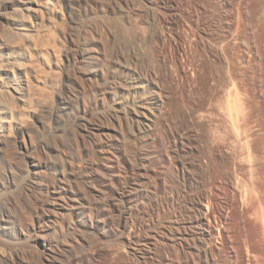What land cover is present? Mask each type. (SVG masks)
Listing matches in <instances>:
<instances>
[{"label": "bare ground", "instance_id": "1", "mask_svg": "<svg viewBox=\"0 0 264 264\" xmlns=\"http://www.w3.org/2000/svg\"><path fill=\"white\" fill-rule=\"evenodd\" d=\"M25 8L33 79L0 99L22 131L0 118V150L52 171H0V264H264V0ZM60 39L75 82L46 108Z\"/></svg>", "mask_w": 264, "mask_h": 264}, {"label": "rangeland", "instance_id": "2", "mask_svg": "<svg viewBox=\"0 0 264 264\" xmlns=\"http://www.w3.org/2000/svg\"><path fill=\"white\" fill-rule=\"evenodd\" d=\"M29 1V0H28ZM27 5V0H5L0 1V82L2 83V93L0 94V99L2 102L7 104L8 93L6 90H12L14 94L24 98L26 97L25 89H21V85L24 86V82L27 76L33 79V75L27 73L24 69L23 65L15 66V63H21L22 55H20V50L16 49L17 42L22 41L24 44H27L30 39L36 38V33L31 31L29 28V22L31 21L30 17L24 20L23 12L27 10L25 7ZM45 28H42L43 30ZM29 32L26 34V32ZM28 39V41H27ZM63 40L60 39L58 41V49H59V57L62 58V69H58L56 74L53 75L54 68V59L51 58V71H47V74L44 75L45 82H48L44 87L48 89V97L42 106L46 108H50L51 106L56 105L55 94L58 91L60 82H73L74 80L70 77V70L72 67V61L65 57L63 52ZM29 46V43H28ZM39 60V59H38ZM9 61V62H8ZM41 63V62H40ZM43 64V63H42ZM71 64V65H70ZM85 70H92L91 66L88 64L83 67ZM68 76V77H67ZM75 82V81H74ZM46 89V91H47ZM41 105L40 103H35L32 107ZM28 108V107H26ZM34 109H29L28 112L30 114V120L39 127L42 131H47L48 134L56 136L55 133L48 131V129L43 128V124L40 123L41 120L37 117L35 113H33ZM0 118L2 120V124H4L5 128H8V124H11L12 129L16 127L17 134L19 137L22 136V131L19 129V119L17 116H10L5 109L0 111ZM32 147V146H31ZM28 147L27 148H31ZM2 148V147H1ZM22 153H13L9 157L2 156V152L0 150V171L4 177H9L10 172L14 171L17 177V180L22 179V176H25L27 171H30V168H35V171H30L35 178L39 180H43L47 171H52V167L47 160V158H42L39 155H30L26 157L28 150H25V146L22 144V149H20ZM24 157H22V155ZM29 161L33 166H30ZM44 181V180H43Z\"/></svg>", "mask_w": 264, "mask_h": 264}]
</instances>
